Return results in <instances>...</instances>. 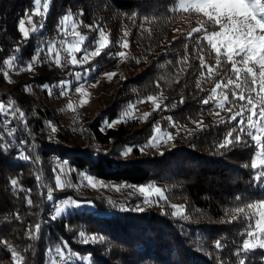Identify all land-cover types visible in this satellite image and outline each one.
<instances>
[{
  "label": "trees",
  "instance_id": "trees-1",
  "mask_svg": "<svg viewBox=\"0 0 264 264\" xmlns=\"http://www.w3.org/2000/svg\"><path fill=\"white\" fill-rule=\"evenodd\" d=\"M174 4L175 0H50L46 20L56 19L76 8L81 9L80 19L86 24L95 18L100 19L99 15H105L104 22L100 20L110 28L113 42L117 40L119 24L125 23L130 43L141 52L151 54L148 57L149 68L135 84L137 95L162 93L165 105L176 103L171 111V118L176 123L182 125L200 120L203 122L200 128L186 134L178 132L174 137L177 146L147 161H119L111 153L75 150L54 143L45 144L44 148L36 151V155L43 157L50 149L71 172L85 173L102 180L130 185L154 182L162 187L169 186L166 191L171 196L191 201V205L201 209L210 220L195 226L186 220L167 218L152 211L135 212L130 204L90 199L93 209L75 208L49 223L43 218V224L37 222L39 216L36 214L41 209L37 194L33 195L31 191H37L36 180L43 172L35 166L32 158L25 161L19 155L28 150V143H36L30 135L33 133L30 125L39 130L43 128L44 120L28 117L23 110L24 125L18 126L14 121L15 132L9 135L4 131V115L0 111V138L3 145H7L6 148L0 147V238L11 251L23 257L22 264H43L48 247L45 241L50 237L64 241L81 255H87L89 264H240L241 260L244 264H264V249L241 250L249 227L246 215L237 214L235 221L233 216L227 221L215 222L222 218V211L231 212L263 200L264 178L259 182L254 179L250 166L254 148L246 136L242 135V143L226 149L218 148L233 129V122L227 120L211 124V104L203 101L207 99L208 88L213 81L220 80L222 75L229 76L228 64L223 57L216 56L204 40L206 31L198 29L193 32L183 24V30L176 38L166 43L165 38L170 34L173 22L193 16L191 11L174 9ZM32 5L33 0L16 2L12 5L14 9L9 19L16 24L23 11L31 9ZM20 8H23L22 12ZM144 26L147 29L141 28ZM0 30V61L9 59L24 66L35 55L39 68L48 70L47 74L38 76L35 83L56 85L58 81L69 78L67 69L59 70L41 58L43 49L37 43L39 33L19 40L15 26L2 25ZM189 33H192L191 37ZM111 51V48L105 49L95 58V73L113 64L114 59L108 56ZM201 57L204 67H201ZM144 79L141 84L139 81ZM23 82L19 84L21 87ZM7 100L8 96L0 93V103ZM15 100L23 106L22 101L16 97ZM99 126L100 122L96 120L88 124V131L100 144L110 140L122 142L129 133L126 123L122 122L104 132L99 130ZM86 128L87 125H83L82 132ZM24 131L27 135L23 134ZM62 135L59 139H63ZM133 153L136 155L135 149ZM188 160L201 165L195 174V182L190 174L181 172L185 169L182 163ZM25 175L31 178L30 181ZM13 179L18 182L16 186L11 185ZM40 203L44 204L42 200ZM27 210L30 215H35V222L30 227L33 218H28ZM37 224L40 225L38 233L35 232ZM81 231L87 237H99L102 241L81 243ZM217 242H220L219 248L216 247Z\"/></svg>",
  "mask_w": 264,
  "mask_h": 264
},
{
  "label": "rangeland",
  "instance_id": "rangeland-1",
  "mask_svg": "<svg viewBox=\"0 0 264 264\" xmlns=\"http://www.w3.org/2000/svg\"><path fill=\"white\" fill-rule=\"evenodd\" d=\"M21 1L22 0H0V26H15L19 34V40L25 38L19 31V24L21 21L24 22L25 29L28 31V37L30 35H38L39 33L37 43L39 46H42L43 49L41 58L44 61H48L51 65L56 66L59 70L67 69L69 78L62 81L70 82L66 90L62 89L61 81H58L56 85H39L35 83L38 76L47 74L48 72V70L39 68L37 59L33 60V57H36L35 55H33L24 66L16 65L9 59L0 61V93L8 96L6 103H0V105H3V111L1 112L4 115L5 133L9 134L6 131L7 125L15 130L14 121L17 122L18 126L24 125L25 122L19 115L23 110H26L28 117L32 116L39 120H44L43 128L39 130H35L33 125H30L33 132L32 134L30 133V135L35 138L36 143H28L29 148L27 151H24V154L28 155L30 159L32 158L35 166L39 168V171L41 173L43 172V176L41 175L40 179L36 180L37 191L35 189L31 191L33 195L37 194L40 204L39 208L41 209L39 213L36 214V217L39 216L36 221H41V224H43V219L47 220L46 223L54 221L51 217L55 213V207L65 200H74L78 202L79 207H67L62 215L66 214V211L75 208L93 209V204L90 202V199L96 201L103 200L108 203L118 202L130 204L135 212L152 211L167 218L186 220L187 223H193L195 226L203 225L206 221L210 220V217L206 216L201 209L191 205V201H187L183 197L176 199L173 194L171 196L170 193L166 191V189L168 190L170 188L169 186L165 185V187H162L154 182H147L142 185H130L110 180H102L85 173L71 172L64 161H60L50 149L45 151V156L43 157L38 156V154L36 155V151L40 150V148H44L45 144L54 143L68 146L75 150L111 153V155L117 156L114 157V159L119 161H131L135 159L147 161L160 157L164 151H168L173 146H177L174 142V137L178 132L186 134L196 131L200 128L197 127V124L202 125L203 122L195 120L182 125L178 124L171 118L173 116L171 111L176 103L165 105L164 95L162 93L145 96L137 95L138 91L136 92L137 89L135 84L137 85L138 77L140 78L141 74H144L146 69L149 68L148 57H150L151 54L141 52L137 46L130 43L125 23L121 22L119 24L117 40L113 42L109 33L110 28L103 23L105 15H99L103 22L95 18L92 23L86 24L80 19L81 9L76 8L72 12L60 14L56 19L48 20L47 22V12H44L42 0L40 14L38 15L39 17L42 15L43 19L36 22L37 20H35V17L38 15L35 14L36 5L35 0H33L32 8L24 10L22 17L14 24V22L9 19L14 9L12 5ZM49 3L50 0H48V5ZM261 3H264V0H261ZM22 9L23 8H20L19 11L22 12ZM174 9L178 11H191L193 12V16L178 18L173 22L170 34L165 38L167 44L172 42L180 31L183 30V24L186 29L192 28L206 31L203 37L207 43L208 41L205 37L214 31H220L221 25L231 26L226 14L221 15L220 23L217 24L215 20L209 19L192 6V0H175ZM68 13L72 14V19L66 22L65 27L60 24V21ZM29 17H31V20ZM243 19V17H233V20ZM73 22L75 23V27H73ZM142 22H144V20H142ZM34 28L35 31H33ZM141 28L147 29V26ZM101 31L109 42L108 47L104 48L102 51L111 48L112 51L108 56L113 58L114 62L109 68L95 73L96 63L94 60L97 56H91L90 54L95 51L96 42L100 38ZM256 34L261 35L264 33L257 29ZM80 37H84L85 39L81 41ZM125 42L128 45L127 48L122 47V44ZM62 45L67 49L69 54V66L66 68H62V56L60 53ZM74 47H80L82 50L80 52L71 51ZM209 47L211 48L210 45ZM50 48L52 49L51 53L49 52ZM211 50L217 56V53L212 48ZM119 52H124L125 56L118 57L116 54ZM57 54L59 55V64L56 62ZM85 55L88 56L87 60L84 59ZM219 56L223 57V60L227 62L229 76L225 77V75H222L220 80L213 81L208 88L207 99L212 97V99H209L212 108V114H210L211 124H218L221 122V118H223L224 122L230 120L233 122V128H236L234 134L244 135L252 142L254 153L250 159V166L253 159H255L258 164L257 169H252L255 179L258 173L264 172V165L260 164V160L264 159V154H262L264 132L260 131V128L264 127V118L259 116V111L262 107L259 98L264 96V92H261L259 88V73L264 71V68H261L257 63H249L247 65V67H251L256 73L254 83L253 77L249 76L244 71L246 66L243 64V55L235 56L234 59L239 61L237 67L241 69L240 75L247 80V85L243 86V81L238 80L236 73L232 71V62L228 61L224 49H221ZM73 58L78 62L76 65L71 63ZM29 65H31V67H29ZM85 72L87 74H85ZM109 73H114V75L109 76ZM77 74L81 76L79 80L76 78ZM229 80L233 82L231 85H228ZM22 82L24 84L23 87L19 85L22 84ZM139 82L142 84L145 82V79ZM217 83H220L222 87L213 94L212 89ZM237 83L242 84L241 89L235 88ZM224 85H227V87H224ZM78 87L82 89L81 92L76 91ZM71 90L74 91L73 95L71 94ZM62 91L64 94H61ZM233 91L237 93L236 97L233 96ZM241 92L245 96L244 100L238 98ZM221 93H223V95H221ZM149 96L155 97V101H149ZM249 96L252 98L253 104L256 105L255 108L247 104ZM15 97L22 101L23 106L16 103ZM224 97H227L228 102L224 104L223 108L216 107V104L222 101ZM69 105H71V107H69ZM157 105H159V107H157ZM242 111L244 112L243 127L247 129V132H251L252 135H259L261 138L259 142L252 140L247 132H240L241 118L239 116H236V119H232L236 113ZM74 112L79 116L82 127L83 125H87L84 132H82V129H80V132H77L73 127ZM217 113H219V115H217ZM253 113H255V115H253ZM247 116H253V122L257 125L256 128L250 127ZM96 120L100 122L99 130L101 132H104L107 128L115 127L122 122L124 124L126 123L129 133L122 142L110 140L106 144H100L94 140L88 131V124ZM114 121H117V123L113 124ZM109 124H112V126L108 127L107 125ZM53 128L56 129L55 132L52 131ZM154 129L158 130L156 132L157 139L163 142L159 143L158 147L155 148L146 147L148 141L153 137ZM23 134L27 135L26 131H24ZM61 134L64 135H62L63 139H59ZM169 136H171V139H168ZM207 139L208 137H206V140ZM129 146L136 150V155L132 151L127 156H122L121 153ZM141 149L145 150L141 151ZM193 150L196 152L198 151L197 149ZM182 165L185 169H182L181 172H187L190 174L192 181L196 180L197 177H195V174L197 175L201 165L189 160L182 163ZM57 176H59L63 187H56ZM25 177L30 181L31 178L28 175H25ZM89 177H91L95 185L94 187L90 185ZM203 182L206 185V181ZM148 185L160 188L164 193L165 199L157 200L153 198L151 202L145 203L144 196L138 189L141 186ZM49 189H51V195L53 196L52 200L47 198ZM57 194H60V196H55ZM39 197L44 204L40 203L41 200ZM262 203H264V199L251 202L253 205L251 209L247 207L248 204L243 206L245 212L241 214L246 215L249 220V227L246 230L243 243L245 240H248L250 243L255 242L258 245L260 240H264V233H261L258 227V223L261 222L260 213L264 212V207L260 206ZM173 205L177 206V208H182L184 215L172 216L171 213L177 210L172 207ZM224 212L222 211V218L215 222L219 223L221 220L227 221L231 219V217L240 214L235 212V209L231 212H228V210ZM27 216L28 218H33L29 224L30 227L33 221L35 222V215H30L27 210ZM248 232H253L254 235L249 236L247 235ZM85 238H87V236H85ZM99 240L102 241V239L98 237L97 241ZM45 242L48 247L46 248L43 264H89V257L87 255L84 256L75 252L64 241L52 240L50 237L47 238ZM243 243L241 247L242 251H244ZM63 244H66L67 247H61ZM57 248H61L64 253L65 259L63 261L60 260L57 255ZM254 249L264 248L257 246L248 250ZM81 257H85L86 259H80ZM22 262L23 257L17 253L14 257L13 251H11L7 244L0 238V264H22Z\"/></svg>",
  "mask_w": 264,
  "mask_h": 264
},
{
  "label": "snow or ice",
  "instance_id": "snow-or-ice-1",
  "mask_svg": "<svg viewBox=\"0 0 264 264\" xmlns=\"http://www.w3.org/2000/svg\"><path fill=\"white\" fill-rule=\"evenodd\" d=\"M42 3V0H35V5H36V12L35 14H40V5ZM192 6H194L199 12L203 13L205 16H207L211 20H215L217 24L220 23V17L221 15H227L230 23V27L227 25H221V30L218 32H212L210 35L205 37L211 46V48L217 53V56L221 53V49L225 50V54L227 55L228 61L232 62V71L236 73L237 79L243 81V86L247 85V80L241 77V69L237 67V64L239 61L235 60V56H241L243 55V64L246 66L244 71L251 77H253V82L255 83V76L256 73L253 71L251 67H247L249 63H257L261 66V68H264V34L257 35V29L260 30V32L264 33V3H261V0H192ZM43 9L44 12L46 13L48 10V0H43ZM233 17H243V20H233ZM31 20V17H29ZM72 19V14L68 13L66 14L63 19L60 21L61 25H64L66 27V22ZM73 27H75V23L73 22ZM19 31L23 34L25 38L28 37V31L25 29L24 22L21 21L19 24ZM35 31V28L33 29ZM199 31L198 29H193V32ZM189 37L192 36V33L188 34ZM85 38L80 37V40L83 41ZM108 40L107 37L104 35V33L101 31L100 33V38L96 42L95 46V51L91 52V56H98L101 54L102 50L106 47H108ZM122 47L127 48L128 45L125 42L122 44ZM82 49L80 47H74L71 51L75 52H80ZM52 49H49V52L51 53ZM118 57H124L125 53L124 52H119L116 54ZM36 57H33V60H35ZM85 60L88 59V56L85 55L84 57ZM57 64H59V55L57 54L56 58ZM71 63L73 65H76L78 62L75 58L71 60ZM220 61L217 59V65H219ZM204 61L203 58L201 57V67H204ZM31 67V65H29ZM212 69L209 68V72L211 73ZM85 74H87L85 72ZM109 76L114 75V73H109ZM259 88L261 92H264V71H261L259 73ZM77 80L81 78L80 74H77ZM69 81H61V86L63 90L67 89V86L69 85ZM233 82L231 80L228 81V85H231ZM199 82H197V88H199ZM222 85L220 83H217L216 86L212 89V93L215 94L218 89H220ZM224 87H227V85H224ZM236 89H241L242 84L237 83L235 85ZM77 92H81V88L76 89ZM61 94H64L62 91ZM223 95V93H221ZM233 96L236 97L237 93L233 91ZM240 100H244L245 96L241 92L238 97ZM155 97L149 96L148 100L149 101H155ZM209 99H212V97H209L208 99H205L203 101L204 104H207L209 102ZM182 102V101H181ZM227 97H224V99L216 104V107L218 108H223L224 104L227 103ZM259 102L262 105L260 111H259V116L261 118H264V96L259 98ZM247 104L252 105L253 108L256 107L255 104H253L252 98L249 96L247 99ZM71 107V105H69ZM159 107V105H157ZM245 107V106H242ZM0 111H3V105H0ZM21 118L23 117V113H19ZM147 115V114H146ZM219 115V113H217ZM255 115V113H253ZM236 116H239L240 119V132L245 133L247 132V129L243 127L244 124V112L236 113L232 119H236ZM247 120L250 124L251 128H256L257 125L255 122H253V116H247ZM221 122H223V118H221ZM114 123H117V121H114ZM108 127H111L112 124L107 125ZM200 124H197V127H200ZM13 131H15L13 129ZM53 132L56 131L55 128L52 129ZM158 130L154 129L153 132V137L148 141V144L146 147H158L159 143L163 142L160 139H157L156 132ZM260 131L264 132V127L260 128ZM236 132V128L234 127L230 132L227 133L226 137L224 138L222 143L218 144L219 149H226L230 147L233 144H238L242 143V135L237 134L233 136V134ZM248 135L251 136V139L254 141L259 142L260 141V136L259 135H252L251 132H247ZM11 135V133H9ZM168 139H171V136L168 137ZM0 147L6 148L7 145H3L2 138H0ZM133 147L129 146L128 148L125 149L121 153L122 156H127L129 153L133 151ZM145 149H141V151H144ZM262 154H264V146H262ZM20 159H23L27 161L29 159L28 155L23 154V152L20 153L19 155ZM260 164L264 165V159L260 160ZM251 168L252 169H257L258 164L255 159L252 160L251 162ZM262 178H264V172H260L256 175L255 179L256 181H261ZM40 177H37V180H39ZM89 183L91 186H95L94 183L92 182L91 177L88 178ZM17 180L13 179L11 180V185L16 186L17 185ZM56 187L60 188L63 187L61 180L59 176L56 178ZM138 191L143 194L144 196V202L149 203L152 201L153 198L157 200H164L165 196L164 193L160 188L153 187L151 185L148 186H141L139 187ZM49 200L53 199V196L51 195V189H49V194L47 197ZM29 205H31L32 201L31 199L28 200ZM261 207H264V203L260 205ZM67 207H79L78 202L74 200H65L61 202L60 205L55 207V213L51 217L52 220H56L59 218L65 211ZM173 208H176V211H173L171 213L172 216L176 217L178 215L183 216L184 212L182 208H177V206L173 205ZM249 209L253 208V205L249 203L247 205ZM142 210V209H140ZM235 212L237 213H244L245 208L243 207H238L235 209ZM260 218L261 222L258 223V227L260 229L261 233H264V212L260 213ZM237 217H233V220L235 221ZM40 228V225H36V231L38 233ZM32 238H35V235H32ZM81 242L84 244H88L89 241L95 243L97 242L98 238L97 237H87L85 238V232L81 231L79 233ZM247 235L253 236V232H248ZM259 246L260 248H264V240H260L259 244L253 242L250 243L248 240H245L243 243V249L246 251L250 248H255ZM61 247H67L66 244H63ZM216 247H220V242L216 243ZM57 255L59 256L60 260H64V253L61 250V248L56 249ZM16 253L13 252V256L15 257ZM80 259H86L85 257H81ZM240 264H244V261L241 260Z\"/></svg>",
  "mask_w": 264,
  "mask_h": 264
},
{
  "label": "bare ground",
  "instance_id": "bare-ground-1",
  "mask_svg": "<svg viewBox=\"0 0 264 264\" xmlns=\"http://www.w3.org/2000/svg\"><path fill=\"white\" fill-rule=\"evenodd\" d=\"M43 19V16L41 15L40 17H38V20L36 21V22H39L40 20H42ZM61 47V46H60ZM59 47V48H60ZM61 56H62V49H61ZM73 93H74V91L73 90H71V94L73 95ZM70 94V95H71ZM74 117V121H73V127L75 128V130L77 131V132H80V129H82V128H78V127H82V125H81V122H80V120H79V116L76 114V116L74 115L73 116ZM11 121V120H10ZM7 131L9 132V133H14V131H13V129L10 127V126H8V129H7Z\"/></svg>",
  "mask_w": 264,
  "mask_h": 264
},
{
  "label": "built area",
  "instance_id": "built-area-1",
  "mask_svg": "<svg viewBox=\"0 0 264 264\" xmlns=\"http://www.w3.org/2000/svg\"><path fill=\"white\" fill-rule=\"evenodd\" d=\"M38 17L39 15L35 17V20H38ZM68 66H69V54H68L67 49L62 45V68H66ZM73 115L76 116V113L74 112ZM78 128H81V127H78Z\"/></svg>",
  "mask_w": 264,
  "mask_h": 264
}]
</instances>
